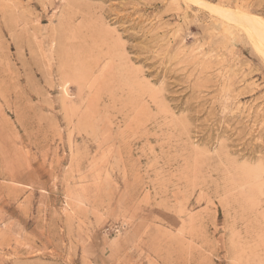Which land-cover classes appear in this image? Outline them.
<instances>
[{"label":"rangeland","instance_id":"374dc122","mask_svg":"<svg viewBox=\"0 0 264 264\" xmlns=\"http://www.w3.org/2000/svg\"><path fill=\"white\" fill-rule=\"evenodd\" d=\"M0 264H264V0H0Z\"/></svg>","mask_w":264,"mask_h":264},{"label":"bare ground","instance_id":"6f19581e","mask_svg":"<svg viewBox=\"0 0 264 264\" xmlns=\"http://www.w3.org/2000/svg\"><path fill=\"white\" fill-rule=\"evenodd\" d=\"M127 148V147H126ZM142 250V249H141ZM158 254V253H157ZM155 263V262H154Z\"/></svg>","mask_w":264,"mask_h":264}]
</instances>
